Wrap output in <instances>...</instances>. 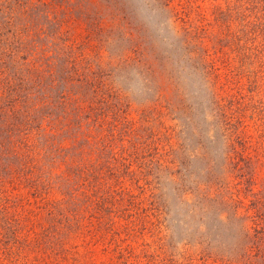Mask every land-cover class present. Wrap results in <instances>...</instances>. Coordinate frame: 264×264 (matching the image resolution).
Segmentation results:
<instances>
[{
  "label": "rangeland",
  "instance_id": "rangeland-1",
  "mask_svg": "<svg viewBox=\"0 0 264 264\" xmlns=\"http://www.w3.org/2000/svg\"><path fill=\"white\" fill-rule=\"evenodd\" d=\"M241 2L0 0V189L32 204L33 176L80 192L110 168L155 215L128 223L127 264H264V59ZM39 195L24 214L50 227Z\"/></svg>",
  "mask_w": 264,
  "mask_h": 264
},
{
  "label": "trees",
  "instance_id": "trees-1",
  "mask_svg": "<svg viewBox=\"0 0 264 264\" xmlns=\"http://www.w3.org/2000/svg\"><path fill=\"white\" fill-rule=\"evenodd\" d=\"M242 1L244 2H241V8L249 12L254 11L257 14L256 21L259 19L260 22L250 23L246 30L248 32L245 33L249 39L240 46L247 50L248 55L257 57L262 62L264 59V0ZM238 42L239 40H234L233 44L236 45L234 50L243 51L237 46ZM255 86L258 89V85ZM39 155L38 160L34 159L30 172H34L40 166ZM59 169L58 166L52 167L49 175H53ZM88 171L89 175H86L82 169L80 170L82 182L79 187V189L82 188L80 192L77 188L67 189L64 185L55 189L49 178L41 179L40 174L34 177V174L29 172L36 179L31 183L29 178L27 179L31 189L29 196L33 199L32 204L29 199H25L21 205L20 200L23 196H20V199L19 196L14 195L18 187L13 183L7 184L9 188L6 187L5 190L0 189V253L3 257L0 259V264H97L98 259H104L100 264H127L132 257L136 258V250L129 249L128 246L124 247V241H122L123 238H129L128 223L137 221L141 225L139 235H142L145 230L151 233L152 225L148 223L150 226L146 227L145 223L150 221V217L155 216L154 212L141 207L142 202L134 199L133 195H129L128 200L121 176H113L110 168L105 172L100 170L101 172L92 179L93 172L90 169ZM34 182H38L37 185H40L42 189L37 185L33 186ZM41 190H44V194ZM54 191L59 193V198L50 200L49 196ZM34 194H40L41 204L51 208L52 225L50 227L44 226L42 223L44 220L38 223L36 219L32 221L30 215L24 214L25 211L32 216V212H35L31 210V205L34 206L37 203ZM57 208L62 210H56ZM132 208L135 212L128 213V209ZM19 210L21 211L15 218L12 214ZM5 216L7 217L4 218ZM257 218L253 223L255 226L252 227V235L254 237L260 235L259 243L264 247V221L261 217L257 216ZM124 221L127 224H124ZM157 228L158 225L156 230Z\"/></svg>",
  "mask_w": 264,
  "mask_h": 264
}]
</instances>
